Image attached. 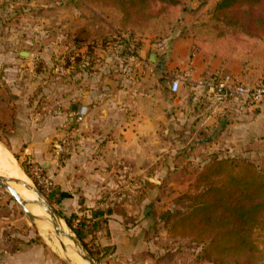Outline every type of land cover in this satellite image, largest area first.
Instances as JSON below:
<instances>
[{
    "label": "rangeland",
    "instance_id": "rangeland-1",
    "mask_svg": "<svg viewBox=\"0 0 264 264\" xmlns=\"http://www.w3.org/2000/svg\"><path fill=\"white\" fill-rule=\"evenodd\" d=\"M87 1L0 0V143L16 158L20 168L31 180L30 184L43 194L68 224V220L71 221L69 225L73 233L77 237L75 230L80 232L81 240L77 238L82 244H86L88 250L85 249L99 264H214L201 259V247L191 238L180 236L176 229H172V224L180 215L190 211V197L199 193L196 183L198 174L213 156L238 157L259 162L264 157V152L254 157L247 154L248 149L243 154L233 155L234 151L224 146L226 142H223L221 136L212 138L214 142L209 146H197L196 142L201 137H195V130H207L210 136L211 129L205 126L191 127V123H184L176 132V143L173 139L163 141V148L177 152L172 156L164 152L161 159L166 163L170 157L172 161L176 158L172 164L176 169L174 173L169 175L162 172V180L153 186L146 177L115 172L108 176L111 178L110 183L107 180L103 187L106 199H98L91 208L84 207L83 204L81 207L71 206V212L68 213L60 205L55 177L73 153L74 139L80 125L76 123L77 115H74L73 123L67 121L62 132L48 141V151L54 161L52 171L39 163H32L30 159H22V140L14 141L8 137L19 125L16 122V101H26L32 113L38 114L40 120L47 115L59 113L61 97L58 82L65 78L61 75V67H72L66 75L72 79L78 74L96 72L102 78L120 80V75L123 74L120 63L135 66L128 61L132 57H138L139 46L179 38L192 40V53L222 59L224 62L238 61L219 56L217 50L202 51L193 43L196 19L202 9L199 1L195 0L188 12L180 14L170 28L134 38H130L127 33L111 34L103 23L104 17L92 11ZM81 30L88 34V39L76 43V36ZM204 39L208 47L219 46L213 35L207 34ZM128 48L134 53L127 58ZM79 50H82V55H78ZM21 51L33 56L22 57ZM79 65L82 68H78ZM250 69L264 70V67L252 65L247 71ZM145 73L148 82H158L157 76L153 75L155 72L145 69ZM130 75L133 76L132 73ZM233 76L246 85L250 83L241 80L238 75ZM174 79L180 78H176V75L168 78L170 82ZM202 79L206 80L199 78L196 82ZM258 84H264V73L255 76V82L250 86ZM186 86L189 84L183 81L176 96L182 97ZM66 111L68 114L71 112L69 108ZM63 141L68 146L59 156V146H63ZM176 145L177 148L174 149ZM35 167H43L46 174L53 178V193L47 195L38 185ZM99 204L101 208L97 209ZM109 211L118 217L117 220L122 225L117 233L119 241L114 243H110L112 234L107 231ZM101 230L102 233L98 234ZM53 237L57 239L56 236ZM256 238L264 252V231L257 232ZM57 242L61 245L58 239ZM35 243L44 245L45 252L58 264H70L41 236L38 226L27 217L11 194L0 187V264H5L4 261L9 256H14L27 247L31 248Z\"/></svg>",
    "mask_w": 264,
    "mask_h": 264
},
{
    "label": "crops",
    "instance_id": "crops-1",
    "mask_svg": "<svg viewBox=\"0 0 264 264\" xmlns=\"http://www.w3.org/2000/svg\"><path fill=\"white\" fill-rule=\"evenodd\" d=\"M192 48L189 38L167 39L152 45L146 43L138 57L128 61L135 66L120 63L123 73L120 80L102 78L96 72L78 74L72 79L66 77L72 67H61V75L65 78L58 82L59 113L47 115L42 120L38 114L32 113L26 101L15 102L19 125L8 137L14 141L22 140V159L39 163L48 171L54 168L48 141L62 132L67 121L73 123L74 115L82 108L88 109L78 130L75 128L73 153L55 177L60 205L65 212L70 213L71 206L81 207L82 204L91 208L98 199H106L103 187L108 181L110 183L108 176L115 172L146 177L153 186L162 180V172L174 173L176 169L172 164L176 158L172 161L170 157L166 163L161 159L164 152L171 156L177 152L163 148V141L173 139L176 143V132L184 123H191V127L210 128V137L221 136L226 142L224 146L234 151L233 155L243 154L248 149L247 154L254 157L264 152V100L252 110H243L217 101L208 92L194 87L199 78L212 80L228 74L238 75L253 85L255 76L263 75L264 70L243 72L238 61L224 62L192 53ZM82 53L79 50L78 55ZM152 55H155L154 61ZM145 69L155 72L153 75L157 76L158 82H148ZM173 75L189 84L183 88L182 97L171 92L172 81L168 78ZM66 108L71 111L70 115ZM97 206V209L101 208L100 204ZM107 215V231L112 234L109 241L118 242L117 233L122 225L112 212ZM36 225L40 230V223L36 222ZM101 233L102 230L98 234ZM44 248V245L35 243L4 262L58 264Z\"/></svg>",
    "mask_w": 264,
    "mask_h": 264
},
{
    "label": "trees",
    "instance_id": "trees-1",
    "mask_svg": "<svg viewBox=\"0 0 264 264\" xmlns=\"http://www.w3.org/2000/svg\"><path fill=\"white\" fill-rule=\"evenodd\" d=\"M196 1L201 3L202 9L196 19L193 43L200 50H217V54L227 60L240 61L243 72L252 65L264 67V0ZM193 2L195 0L87 1L92 11L104 17L103 23L111 34L127 33L130 38L170 28L180 14L188 12ZM207 34L213 35L219 46H206ZM86 35L81 30L75 42L87 40ZM142 48L139 46V50ZM133 53L128 48L126 57ZM207 133V130H195V137H201L197 146L214 142ZM25 172L30 176L27 170ZM196 183L199 193L190 197V211L176 218L172 229L200 246V258L206 262L263 264L264 252L256 235L264 231V157L254 162L213 156L199 172ZM68 222L71 225V221ZM75 233L80 239V232L75 230ZM83 245L87 249L84 242Z\"/></svg>",
    "mask_w": 264,
    "mask_h": 264
},
{
    "label": "built area",
    "instance_id": "built-area-1",
    "mask_svg": "<svg viewBox=\"0 0 264 264\" xmlns=\"http://www.w3.org/2000/svg\"><path fill=\"white\" fill-rule=\"evenodd\" d=\"M181 79H175L171 83V92L177 94L181 89ZM194 87L208 92L217 101L227 102L243 110H252L264 100V84L250 86L242 83L233 75H224L220 78L212 80H199L194 84ZM88 113L87 108H82L77 114L76 123L81 124ZM68 144L63 141V146L58 152L60 156L62 150L66 149ZM34 174L36 182L49 195L53 193L55 183L53 178L46 174L43 167H35Z\"/></svg>",
    "mask_w": 264,
    "mask_h": 264
},
{
    "label": "water",
    "instance_id": "water-1",
    "mask_svg": "<svg viewBox=\"0 0 264 264\" xmlns=\"http://www.w3.org/2000/svg\"><path fill=\"white\" fill-rule=\"evenodd\" d=\"M20 56L29 58L31 53L21 51ZM155 55L151 56V60L154 61ZM18 185L30 190L37 198L36 201H29L24 199L11 185ZM0 187L7 190L17 204L23 209L27 217L36 224L38 218L32 214L29 210V205L39 206L48 215L50 222L53 226L55 236L60 241L61 248L66 254L71 249L82 261L83 264H99L85 249L84 245L73 233L70 225L64 220L61 215L53 208V206L44 198L43 194L31 184L16 178H10L5 175H0ZM65 239L71 241L72 245H66ZM67 261L72 264L71 260L67 258Z\"/></svg>",
    "mask_w": 264,
    "mask_h": 264
},
{
    "label": "bare ground",
    "instance_id": "bare-ground-1",
    "mask_svg": "<svg viewBox=\"0 0 264 264\" xmlns=\"http://www.w3.org/2000/svg\"><path fill=\"white\" fill-rule=\"evenodd\" d=\"M3 173L10 178H16L23 180L30 184L28 177L25 175L23 170L20 168L16 158L13 154L6 149L0 143V174ZM2 174V175H3ZM24 199L29 201H36V196L27 188L18 185H11ZM29 210L32 212L33 215L38 216V222L40 223V233L42 237L48 242L50 246L57 250L59 256L65 259L71 260L72 264H83L81 259L74 254V252L70 249L69 253L66 254L63 252L61 245L55 240L53 236H55V232L53 226L50 222L48 215L41 209L39 206L36 205H29ZM36 221V222H37ZM59 241V240H58ZM64 243L66 245L71 246L72 243L68 239H65ZM55 250V251H56Z\"/></svg>",
    "mask_w": 264,
    "mask_h": 264
}]
</instances>
